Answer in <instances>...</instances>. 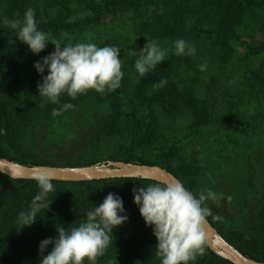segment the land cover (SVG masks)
Here are the masks:
<instances>
[{"label":"trees","instance_id":"1","mask_svg":"<svg viewBox=\"0 0 264 264\" xmlns=\"http://www.w3.org/2000/svg\"><path fill=\"white\" fill-rule=\"evenodd\" d=\"M29 7L35 10L38 30L51 34L49 42L119 47L121 86L106 94L90 90L75 99L62 94L58 104L39 96L42 77L34 61L55 46L48 43L34 55L17 39L16 30L4 24L5 18L23 19ZM126 32L121 46L119 39ZM150 39L173 51L140 77L135 70L138 56L130 53L142 50ZM177 39L194 45L195 57L176 56ZM205 62L207 69L201 72ZM162 78L166 85L155 88ZM243 98L264 105V0H0V158L23 164L87 165L94 164L97 155L159 165L194 192L202 189L203 166L197 153H185V141L223 123L218 112L222 101L230 108L233 99ZM67 103L74 107L52 116L53 109ZM71 112L82 115V123L63 121ZM163 124L180 127L164 133ZM252 177L259 179L256 184L264 180V169L251 170ZM52 183L49 210L42 209L33 225L22 228L19 213L29 209L38 185L33 179L0 173V264H40V242L55 239L56 228L67 230L85 222L87 212L109 193L122 198L128 220L113 229L112 244L96 264H160L153 229L146 226L133 197L134 188L156 181L119 177ZM252 192L259 193L256 185ZM237 196L242 197L241 191ZM253 199L245 198L237 208L233 229L226 234L215 227L212 216L207 219L241 253L264 262V196ZM190 264L232 263L206 247Z\"/></svg>","mask_w":264,"mask_h":264},{"label":"clouds","instance_id":"2","mask_svg":"<svg viewBox=\"0 0 264 264\" xmlns=\"http://www.w3.org/2000/svg\"><path fill=\"white\" fill-rule=\"evenodd\" d=\"M4 24L16 30L17 39L26 44L34 55L44 51L48 43L55 46L52 53L34 64L42 77L37 86L39 96L52 104H58L62 94L75 99L90 90L106 94L121 86L124 72L119 47H98L90 42L61 46L58 40L49 42L51 34L38 30L35 10L30 7L26 9L23 19L5 18ZM146 41L142 50L130 53L138 56L135 70L140 77L155 69L173 51L162 48L155 39ZM174 54L195 57L196 49L190 42L177 39ZM45 69L48 73L46 76ZM206 69V62L199 66L201 72ZM166 83L167 80L162 78L154 87L159 89ZM73 107L70 103L64 104L60 109H53L52 116H60ZM55 178L54 172L46 167L37 169L32 176L39 193L32 199L29 209L19 213L17 223L22 228L33 225L42 209L49 210L47 200L49 193L55 191L52 183ZM133 197L146 226L153 229L160 264H190L205 254L207 218L212 216L215 221L222 219L219 215H213L207 202L211 201L219 207L223 194L202 188L197 195L182 182L174 181L134 188ZM227 199L231 201L232 197ZM127 220L122 198L109 193L98 207L87 212L85 222L67 230L63 226L56 228L58 235L55 239L47 238L40 242V264H85V261L96 264L97 258L103 256L112 244L113 229ZM49 245L53 246L52 250L44 255Z\"/></svg>","mask_w":264,"mask_h":264},{"label":"rangeland","instance_id":"3","mask_svg":"<svg viewBox=\"0 0 264 264\" xmlns=\"http://www.w3.org/2000/svg\"><path fill=\"white\" fill-rule=\"evenodd\" d=\"M126 17L123 16L124 19ZM118 21L119 19H116L112 25L116 26ZM104 26L101 25L100 28L103 29ZM127 35L126 32L123 38L119 39L121 46ZM37 61L36 59L34 63ZM233 101L235 103L230 108L226 100L218 107L219 117H222L223 123L217 124L213 131L190 137L184 144L185 153H197L201 160L204 175L201 177L199 187L211 189L214 186L224 191L223 195L226 197L219 207L210 201L207 202L213 215L222 217L220 221L214 220V225L220 228L223 234H226L228 229H233L231 223L235 211L242 207L245 198L247 201H252L257 196H264V180L256 184L259 179L251 178V170L264 169V105L259 104L255 99L243 98ZM63 118V121L75 119L79 123L84 119L82 115L73 112ZM161 127L162 132L168 133L180 126L173 125L170 129L163 124ZM87 157L92 156L88 154ZM92 158L100 165L108 161L97 155ZM252 184L253 187L257 186L259 193L252 192ZM240 191L244 198H238ZM199 192L200 190L197 189L193 193L198 195ZM229 196L232 197L231 201H227Z\"/></svg>","mask_w":264,"mask_h":264},{"label":"water","instance_id":"4","mask_svg":"<svg viewBox=\"0 0 264 264\" xmlns=\"http://www.w3.org/2000/svg\"><path fill=\"white\" fill-rule=\"evenodd\" d=\"M49 168L58 181H84L93 179L141 177L159 183L180 181L172 172L159 165L108 160L105 164L87 165H51L23 164L0 158V173L12 179H32L39 168ZM18 173V175H17ZM207 248L217 256L232 264H264L245 256L235 246L229 243L209 222L205 225Z\"/></svg>","mask_w":264,"mask_h":264}]
</instances>
